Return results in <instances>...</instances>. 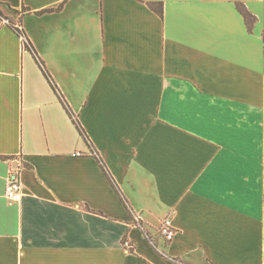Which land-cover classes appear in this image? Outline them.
<instances>
[{
    "label": "crops",
    "instance_id": "1",
    "mask_svg": "<svg viewBox=\"0 0 264 264\" xmlns=\"http://www.w3.org/2000/svg\"><path fill=\"white\" fill-rule=\"evenodd\" d=\"M0 2V264H264V0Z\"/></svg>",
    "mask_w": 264,
    "mask_h": 264
},
{
    "label": "trees",
    "instance_id": "2",
    "mask_svg": "<svg viewBox=\"0 0 264 264\" xmlns=\"http://www.w3.org/2000/svg\"><path fill=\"white\" fill-rule=\"evenodd\" d=\"M149 5H150V7H151L154 11H156L158 14H160L161 16H163V5H162V4H159V3H150ZM62 8H63V4H62L60 7L57 8V11L61 10ZM237 9H238V10L240 11V13L243 15V17H244V19H245V21H246L248 27L251 29V28L253 27L255 21H256V17H255L254 15H252V14L248 11V9L246 8V6H245L244 4H242V3H237ZM5 11L11 12V13H13V14H15V15H18L19 12L16 11V10H12L8 5H5V4H3V3L0 2V18L3 19V20H5V21H8V25H9V26H10V27H11V28H12V29H13V30H14L19 36H21V37L23 38L25 48H26L27 50L33 52V53L36 55V57L38 58V55H37V53H36V51H35V49H34L32 43L30 42L29 38H28L27 35H26V32L21 28V27H22V26H21V20H18V21L16 22V21L13 20L10 16H8V15L6 14ZM23 11H25V10H23ZM51 11H53V10H52V9H51V10H43V11L38 12V14H43V13L51 12ZM38 59H39V58H38ZM39 61H40L41 65H42V67H43V64H42V62H41L40 59H39ZM45 73H46V72H45ZM46 76H47V78H48V80H49V82H50L52 88H53L55 91H58V87L56 86L55 82L52 80V78L50 77V75L46 73ZM64 104H65V103H64ZM66 108H67L68 112H69L71 115H73L72 112L70 111V109L68 108L67 105H66ZM74 122H75V124L77 125V127H78L80 133H81L82 135L86 136V133H85L84 129L82 128V126L80 125V123L78 122V120L74 118ZM86 137H87V136H86ZM87 139H88V137H87ZM94 154L97 156L99 162L101 163L102 167H103L104 170L106 171V174H107L108 178L110 179L112 185H113L114 188L117 190V192L119 193V195L122 196L121 191H120L118 185L116 184V182L114 181V179L112 178V176L110 175V173L108 172V170H106V168H105V166H104L102 160L100 159V157L98 156V154H97L96 152H95ZM122 199H123L124 202H125V199H124L123 196H122ZM145 234L147 235V233H145Z\"/></svg>",
    "mask_w": 264,
    "mask_h": 264
},
{
    "label": "built area",
    "instance_id": "3",
    "mask_svg": "<svg viewBox=\"0 0 264 264\" xmlns=\"http://www.w3.org/2000/svg\"><path fill=\"white\" fill-rule=\"evenodd\" d=\"M6 23H8V21H6ZM13 161L17 164L15 168L10 172L8 181L5 186L4 195L9 202L20 203L24 198L23 186L20 179V172L23 168V163L20 157L14 158ZM159 233L161 237H163L166 241L169 242H171L175 238L177 234V229L173 225L172 219L166 218L162 221L159 228ZM124 247L126 249L133 248L132 244L129 241L124 242Z\"/></svg>",
    "mask_w": 264,
    "mask_h": 264
}]
</instances>
